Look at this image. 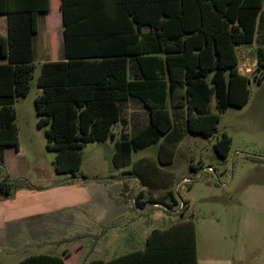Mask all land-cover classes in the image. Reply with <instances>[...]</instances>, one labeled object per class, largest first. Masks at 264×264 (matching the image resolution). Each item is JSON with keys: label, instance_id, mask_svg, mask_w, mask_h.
I'll return each instance as SVG.
<instances>
[{"label": "trees", "instance_id": "trees-1", "mask_svg": "<svg viewBox=\"0 0 264 264\" xmlns=\"http://www.w3.org/2000/svg\"><path fill=\"white\" fill-rule=\"evenodd\" d=\"M62 9L66 60L41 65L42 92L35 98L37 125L46 127L58 173L78 174L84 146L114 136L112 126L130 99L147 109L149 123L118 142L124 155L169 138L174 115L185 117L190 132L210 136L218 130L219 112L249 100L250 77L238 71L237 46L255 40L262 0H62ZM8 13V32L0 34L7 58L0 64L2 168L5 148L19 145L15 102L28 95L36 68L35 15L24 22ZM132 58L139 78L129 77ZM256 70L261 81L264 47L258 48ZM214 96L219 112L211 110ZM231 143L226 132L218 138L219 157L228 156ZM9 178L0 179L3 197L13 193ZM17 264H65V257L35 254ZM89 264H198L195 223L191 218L154 229L144 250Z\"/></svg>", "mask_w": 264, "mask_h": 264}, {"label": "crops", "instance_id": "crops-1", "mask_svg": "<svg viewBox=\"0 0 264 264\" xmlns=\"http://www.w3.org/2000/svg\"><path fill=\"white\" fill-rule=\"evenodd\" d=\"M0 11V34L6 35L8 32V11L16 13L15 16L24 22L28 20L29 14L35 15V59L39 57L42 64L50 60H66L62 0H0ZM257 24L255 40L237 46L238 71L242 75L249 76L250 72L256 71L258 48L264 47V0ZM6 62L7 58L0 52V64ZM129 77H140L136 67L133 73L130 67ZM129 101L125 104L121 120L112 126L114 136L100 142L104 145L115 143L117 153L123 158L127 154L120 152L118 142L131 137L135 131L149 123L145 107L146 122L141 124L132 121V116L125 112ZM108 147L111 149L112 146ZM173 147L168 151L173 152ZM36 152L34 145H23L19 138L18 146L5 148L4 168L0 163V179L8 175L13 181L16 180L9 197L0 194V264H17L35 254L64 256L65 264H89L95 260L107 262L144 250L154 229L164 230L191 219L184 215L185 208L179 212L180 216L169 215L163 221L157 217L149 219L142 216L149 205V199H163L170 205L178 200L171 196V202H167L164 197L166 194L159 197L150 193L146 195L144 190L133 194L129 192L128 186H122V182L113 177L111 181L93 185L81 183L83 178L77 175H72L71 181L68 178L52 183L51 175L43 172V161ZM171 158L173 155L168 159L171 161ZM30 170L35 176L30 175ZM138 195L143 196L139 201ZM151 204L154 207L161 206ZM134 206L137 214L133 213ZM164 210L177 212L173 208ZM71 232L78 233V236L72 239L74 241L71 245L66 246L64 242L72 238ZM86 239L93 240V244ZM223 243L221 240H210L205 243L202 253L196 227L198 264H264V243H257L252 252L244 245H234L227 249ZM87 247H90V251ZM85 252L88 256H85Z\"/></svg>", "mask_w": 264, "mask_h": 264}, {"label": "rangeland", "instance_id": "rangeland-1", "mask_svg": "<svg viewBox=\"0 0 264 264\" xmlns=\"http://www.w3.org/2000/svg\"><path fill=\"white\" fill-rule=\"evenodd\" d=\"M131 62L133 73V58ZM35 64L28 95L18 97L15 102L18 135L23 145H34L43 161V172L51 175L52 183L68 178L71 181L72 174L56 171V153L46 147V127L37 125L35 98L42 92L37 84L42 65L39 57H36ZM256 75L261 77L263 73L257 70L249 73L250 97L244 106L229 105L225 111L219 112L214 96L211 110L220 113L218 130L214 134L192 133L187 129L185 117L176 119L174 115L175 128L169 138L164 136L159 143L134 151L125 158L117 153L115 143H87L81 152L82 164L77 177L83 178L81 183L92 185L111 181L113 177L120 180L122 186H128L133 194L140 190L158 197L166 194L167 202H171V196H174L177 205L169 207L170 204L161 199L164 204L154 207L149 203L142 216L157 217L159 221L169 215L180 216L181 204L186 203L183 212L196 224L201 252L210 240H221L227 249L240 245L252 252L257 243H264V78L259 81ZM125 112L132 116V121L146 122L145 108L137 99L129 101ZM224 132L232 138V143L228 156L221 158L214 144ZM170 147L173 152L168 151ZM172 155L170 161L168 158ZM29 172L35 176L31 170ZM9 181L13 182L11 178ZM164 208H173L177 212L170 213ZM133 213L137 214L135 206ZM71 234L72 238L64 242L66 246L78 236V233ZM85 241L93 244V240ZM87 248L90 251V247ZM253 256L254 253L250 255Z\"/></svg>", "mask_w": 264, "mask_h": 264}, {"label": "built area", "instance_id": "built-area-1", "mask_svg": "<svg viewBox=\"0 0 264 264\" xmlns=\"http://www.w3.org/2000/svg\"><path fill=\"white\" fill-rule=\"evenodd\" d=\"M208 169H211V167H208ZM183 207H184V205L182 204L180 210H182Z\"/></svg>", "mask_w": 264, "mask_h": 264}]
</instances>
